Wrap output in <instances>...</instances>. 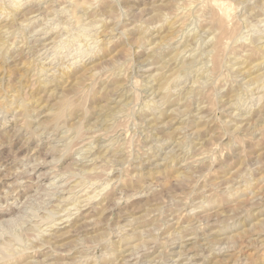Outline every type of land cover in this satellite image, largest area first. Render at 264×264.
Returning <instances> with one entry per match:
<instances>
[{
	"label": "rangeland",
	"instance_id": "obj_1",
	"mask_svg": "<svg viewBox=\"0 0 264 264\" xmlns=\"http://www.w3.org/2000/svg\"><path fill=\"white\" fill-rule=\"evenodd\" d=\"M0 2V264H264V0Z\"/></svg>",
	"mask_w": 264,
	"mask_h": 264
},
{
	"label": "bare ground",
	"instance_id": "obj_2",
	"mask_svg": "<svg viewBox=\"0 0 264 264\" xmlns=\"http://www.w3.org/2000/svg\"><path fill=\"white\" fill-rule=\"evenodd\" d=\"M37 1V0H36ZM1 3V2H0ZM17 4H19V3H17ZM18 7V6H17ZM80 33V32H79ZM81 34V33H80ZM84 34V33H83ZM82 35V34H81ZM1 38V37H0ZM5 43H3V40H2V38L0 39V50H2V52H1V56H2V58L6 55V54H8L7 53V50H5V45H4ZM4 46V47H3ZM24 52V51H23ZM85 54V53H84ZM0 56V57H1ZM80 56V55H79ZM5 60V59H4ZM193 61V60H192ZM43 63V62H42ZM40 65V64H39ZM68 65V64H67ZM41 66H43V70H44V65H41ZM40 67V66H39ZM67 66H64V67H62V68H60L59 67V71H58V74L57 75H50V76H44L45 78H42V81L43 82H59V81H61V79H62V77H63V75H65L66 74V72H67ZM47 69V68H46ZM182 69H186V68H182ZM40 70H42V67H40ZM46 71H48V70H46ZM45 71V72H46ZM182 71V70H181ZM44 74H46V73H44ZM48 75V74H47ZM65 77V76H64ZM163 83V82H162ZM41 84V83H40ZM46 84H48V83H46ZM56 84V83H55ZM42 85V84H41ZM43 86V85H42ZM10 89V88H9ZM3 93V92H2ZM18 94V93H17ZM17 94H15V95H17ZM2 96V95H1ZM4 96V95H3ZM2 96V97H3ZM13 96V95H12ZM18 96V95H17ZM13 98V97H12ZM2 99H4V97L2 98ZM0 100V106L2 107V108H4L5 106L7 107L8 105H7V101H5L6 100V98H5V100ZM16 99V98H15ZM59 99V98H58ZM12 100V99H11ZM14 100V99H13ZM18 100V99H17ZM66 100V99H65ZM20 101L21 102H17L18 104H17V106H18V108H19V110L20 111H22V112H24L25 113V111H27V109H29V107L27 108V106H26V104L28 105L29 103H25V102H22L23 100H21L20 99ZM8 102H9V100H8ZM60 103V102H59ZM107 103V102H106ZM9 104V103H8ZM12 104H14L15 105V100H14V103H12ZM45 104V103H44ZM63 105V104H62ZM103 105V104H102ZM110 105V104H109ZM114 105H116V104H114ZM12 106V105H11ZM101 106V105H100ZM112 106H113V104H112ZM64 107V105L62 106V108ZM103 107H105L106 108V106H103ZM102 107V108H103ZM107 107H108V105H107ZM110 107V106H109ZM105 108L103 109L104 111H105ZM61 109V108H60ZM102 109H100V111H101ZM113 110V109H112ZM111 110V111H112ZM115 110V109H114ZM112 111V114L115 112V111ZM118 110H119V108H118ZM108 111V110H107ZM107 111H105V112H107ZM98 112H99V107H98ZM102 112V111H101ZM243 112V111H242ZM27 113V112H26ZM61 113V112H60ZM108 113H110V112H108ZM108 113H107V115L106 116H108ZM117 113V112H116ZM99 114H100V112H99ZM104 114V113H103ZM102 114V115H103ZM106 114V113H105ZM105 114H104V116H105ZM105 116V117H106ZM96 117H97V115H96ZM109 117V116H108ZM100 118H103L102 116L100 117ZM109 120V119H108ZM103 121H104V119H103ZM112 123V122H111ZM52 127H53V125H52ZM104 148V147H103ZM104 152H106V151H104ZM86 158V157H85ZM165 158V157H164ZM86 160V159H85ZM34 165V164H33ZM37 165V164H36ZM56 175V174H55ZM106 183V182H105ZM106 186V185H105ZM108 186V185H107ZM100 192V191H99ZM102 192V191H101ZM96 196V195H95ZM91 197V196H90ZM86 198V197H85ZM64 200H67V199H64ZM71 200V199H70ZM84 201V200H83ZM76 202H78V200L76 201ZM103 202V201H102ZM79 203V202H78ZM86 203V202H85ZM84 202H83V204H80L79 203V205L77 204L76 205V207H75V209H77L75 212V214H77L78 213V211H80V209H81V207L82 206H84V204H85ZM63 205V204H62ZM65 205V204H64ZM60 209V208H59ZM67 209V208H66ZM74 209V210H75ZM62 210V209H61ZM72 211V210H71ZM69 212V211H68ZM104 212V211H103ZM61 214V213H60ZM72 214H74V212L73 213H64V214H62L61 216H57V221L59 222V224H63V226H64V224L66 223V224H68L67 222H71V219H70V216L72 215ZM78 216V215H77ZM76 217V216H75ZM74 217V218H75ZM56 220H54V221H56ZM51 221V220H50ZM54 221H52V224H46L47 226L46 227H48V226H52L53 224H55L54 223ZM76 221V220H75ZM48 222V221H47ZM74 221H72L71 223H73ZM70 223V224H71ZM75 223V222H74ZM81 223V222H80ZM79 223V224H80ZM69 224V225H70ZM77 224V223H76ZM72 225V224H71ZM62 226V225H61ZM63 226H62V228H63ZM66 226V225H65ZM77 226V225H76ZM45 227V226H44ZM78 227V226H77ZM43 230H45V229H43ZM58 230H59V228H57L55 231H54V229H53V233L51 232V234L50 233H48L49 235H48V237L47 236H42L43 238H41L42 239V243H46V242H51L52 240H54V238L56 237V233L58 232ZM60 230H62V229H60ZM59 230V231H60ZM138 230V229H137ZM42 231V230H41ZM140 231V230H139ZM63 232H66L67 233V231L66 230H64V231H62V233ZM69 232V231H68ZM131 233V232H130ZM59 234V233H58ZM64 234V233H63ZM178 234H180V233H178ZM36 236H38V235H36ZM58 236V235H57ZM58 238H60V237H58ZM127 238V237H126ZM56 239H57V237H56ZM196 239V238H195ZM191 240V239H190ZM27 241V240H26ZM146 241V240H145ZM186 241V240H185ZM54 242V241H53ZM190 242V241H189ZM52 243V242H51ZM118 243V242H117ZM195 243V242H194ZM204 243V242H203ZM33 244V243H32ZM210 244V243H209ZM116 245V244H115ZM9 247V246H8ZM191 247V246H190ZM218 248V247H217ZM5 249V248H4ZM191 249V248H190ZM6 251V250H5ZM8 251V250H7ZM10 251V250H9ZM130 252V251H129ZM9 254H12V253H14V251L13 250H11L10 252H8ZM226 254H228V253H226ZM230 255V254H229ZM50 256H51V254H50ZM132 256V255H131ZM182 258V257H181ZM209 258V257H208ZM205 259V258H204ZM213 262H215V261H213ZM193 263V262H192ZM125 264V263H124ZM214 264V263H213Z\"/></svg>",
	"mask_w": 264,
	"mask_h": 264
}]
</instances>
